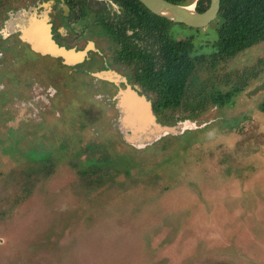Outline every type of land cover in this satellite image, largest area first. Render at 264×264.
Segmentation results:
<instances>
[{"label":"rangeland","instance_id":"rangeland-1","mask_svg":"<svg viewBox=\"0 0 264 264\" xmlns=\"http://www.w3.org/2000/svg\"><path fill=\"white\" fill-rule=\"evenodd\" d=\"M52 3L0 0V264H264V41L198 69L168 121L150 110L124 125L127 84L113 71L99 74L115 95L100 106L75 89L41 101L55 65L8 22L25 9L50 23ZM99 29L76 23L84 34L68 41L110 42ZM171 31L214 50L215 23ZM234 84L229 104L212 101Z\"/></svg>","mask_w":264,"mask_h":264},{"label":"trees","instance_id":"trees-1","mask_svg":"<svg viewBox=\"0 0 264 264\" xmlns=\"http://www.w3.org/2000/svg\"><path fill=\"white\" fill-rule=\"evenodd\" d=\"M67 1L86 5V0ZM110 1L117 10L111 13L108 6L107 10L116 19L107 24L101 17L98 20H102L110 35L118 39L120 44L115 51L118 60L132 64L135 82L144 92H149L152 110L166 121L169 110L178 109L190 99V83L198 69L203 66L213 68L218 62L264 41V0H220L217 16L211 22L215 23L217 36L212 43L214 50L209 53L196 51L193 35L173 36L172 25L177 22L154 14L139 0ZM169 1L190 4L194 0ZM209 3L210 0H196L195 8L203 11ZM179 25L198 30L183 23ZM228 81L226 78L224 82ZM239 90L241 87L236 84L227 90L213 89L212 101L219 106L227 105ZM262 104L264 107V102ZM181 119L186 120V117L177 120Z\"/></svg>","mask_w":264,"mask_h":264},{"label":"flooded vegetation","instance_id":"flooded-vegetation-1","mask_svg":"<svg viewBox=\"0 0 264 264\" xmlns=\"http://www.w3.org/2000/svg\"><path fill=\"white\" fill-rule=\"evenodd\" d=\"M108 2L111 1L86 0V5H83L80 3L66 2V0H53L52 11L48 10V13H45H50V23L45 20L46 18L42 19L41 16L44 14L39 16L32 11L30 13L35 20L32 26L30 25L25 29L20 27L14 28V32H16L17 29L20 30L16 33V39H18L21 45L25 46L34 56L44 61H51L50 63H54L55 65L56 73L51 77L44 76V79L48 78L47 82L49 83V85L45 87L46 92L44 96L49 99V101L46 98H42L41 101L50 102L49 106H51V102H53L52 106H58L54 96L57 97L61 94L62 89H64L62 93L68 92L70 89L79 91L77 96L81 101L87 102V108L91 107L92 102H95L94 106H100L99 101H110L115 95H111L109 84L100 78L99 74L102 71H113L118 73L127 84L123 101L129 100L131 108L135 105V107L142 112H144L143 107L147 110L148 108L152 110V102L148 101L145 96L148 95L149 92H144L142 87L136 83L133 78L132 64L123 60H118L115 51L120 42L117 38L110 35L109 31L101 23L102 20H98L99 17H101L103 20H106L105 23L107 24L110 20L116 19V17L108 13ZM23 11L26 10L23 9ZM17 12H19V10ZM57 12L61 13L65 22L58 23V21L55 20V15L57 16L58 14ZM80 12H84L85 14L82 16ZM89 12H94V14L90 16ZM90 17H92V19H90ZM85 20H87L88 24H97L100 27L98 33L103 31L110 39V42H95L92 39V41L87 40L82 46L69 42V34L75 33V24H82ZM3 31L5 32L4 29ZM63 31L64 34L62 33ZM131 32L130 30L129 33ZM83 34L84 33L81 35ZM6 35L8 34L3 33L4 37H6ZM81 35L78 33L74 37L78 38ZM97 38L98 37H96V39ZM138 43L142 46V42L139 41ZM52 44L70 49L74 53L78 52L79 56L73 58L45 50L46 47ZM39 47H41V50ZM93 59L98 60L96 68H94L91 63ZM92 84L95 85V89L90 90L89 86ZM99 88H102L101 92H98ZM62 98H64V96H62ZM78 108L81 109L80 106ZM55 113L57 115L58 111H55ZM131 113L134 114V111L132 110Z\"/></svg>","mask_w":264,"mask_h":264},{"label":"water","instance_id":"water-1","mask_svg":"<svg viewBox=\"0 0 264 264\" xmlns=\"http://www.w3.org/2000/svg\"><path fill=\"white\" fill-rule=\"evenodd\" d=\"M139 1L142 2L146 8H148L151 12H153L156 15L165 17L173 22L183 23L187 26L194 28H202L208 25L209 23H211L217 16L220 7V0H210L209 6L203 11L196 10L195 8L196 0H194L190 4H179L169 0H139ZM39 48L41 50V47ZM45 50L63 56H70L73 58L79 56L78 52L74 53L70 49H65L64 47L61 46L58 47L55 44L46 47ZM125 105L130 112L133 110L134 114L140 116L146 114L148 111L151 110L150 108H148L147 110L143 107L144 112H140L135 107V105H133V108H131L129 100L125 101Z\"/></svg>","mask_w":264,"mask_h":264},{"label":"bare ground","instance_id":"bare-ground-1","mask_svg":"<svg viewBox=\"0 0 264 264\" xmlns=\"http://www.w3.org/2000/svg\"><path fill=\"white\" fill-rule=\"evenodd\" d=\"M28 15L33 18V15L30 12L19 11L18 12V17L16 19H14V23L9 24V22L7 21L8 22V27H10V25H14V27H20V28H23V29L27 28L28 26H30V24L28 22ZM34 23H35V20H34ZM121 107L123 109V113L121 115V122L125 125L126 124L125 121H127L125 118L127 116L133 115V114L127 109V107L125 105V102L123 100H122ZM125 129H127V127H124V131H125ZM125 134H126V131H125Z\"/></svg>","mask_w":264,"mask_h":264}]
</instances>
